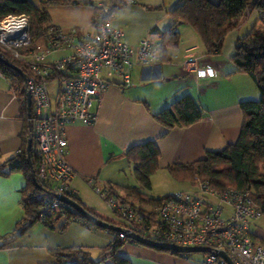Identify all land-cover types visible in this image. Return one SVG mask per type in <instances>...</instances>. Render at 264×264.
Returning <instances> with one entry per match:
<instances>
[{"label":"crops","instance_id":"obj_1","mask_svg":"<svg viewBox=\"0 0 264 264\" xmlns=\"http://www.w3.org/2000/svg\"><path fill=\"white\" fill-rule=\"evenodd\" d=\"M176 1L136 0L121 5L112 14V23L123 30L131 46L137 47L142 39L151 37L161 43V52L163 34L174 23L170 12ZM98 2L94 5L50 6V24L66 31L74 28L78 35L92 33L95 30L94 17ZM260 18L261 13L257 9L250 10L239 26L227 35L222 53L212 55L206 53L198 33L192 27L179 24L180 44L169 50L164 60L160 58L158 66L145 67L138 62L134 64L130 84H125L121 76L104 68L102 75L112 85L95 107L98 114L96 123L84 125L77 122L68 125L66 130L68 160L75 171L71 180L75 195L89 207L98 210L102 206L94 199L99 194L96 189L103 191L111 188L124 199L139 205L138 201L128 196L125 188L139 187L144 194L152 197L149 195L152 187L142 188L134 175L133 164L127 157L133 147L149 141L158 145L159 169L151 177L153 185L157 173H169V165L204 159L208 151L220 150L235 143L243 122L240 103L259 99L260 91L250 74L235 71L231 59L237 40L259 24ZM46 45L42 36L34 42L33 47L40 50ZM71 52V48L54 51L45 63H52ZM192 53L215 66L219 70L218 76L200 81L187 73L183 68V60ZM0 77L2 165L23 146L24 120L21 110L23 96L11 88L4 75L0 74ZM52 81L57 84L54 92L50 88ZM58 84L56 76L50 79L52 96L56 94ZM186 94L193 96L205 110L202 120L189 126L173 128L156 120L157 113ZM25 99L27 101L26 94ZM92 179L93 185L89 183ZM25 185L26 177L22 172L0 173V264H55L56 260L49 250L61 247H82L97 258L101 250L115 239V233L111 231L113 229L89 228L78 220L65 224L64 217L52 227L39 221L23 235L12 237L17 223L25 215L21 193ZM99 212L103 213L104 210ZM121 255L129 259L131 264H196L202 258H195L189 253L175 255L132 242L124 244Z\"/></svg>","mask_w":264,"mask_h":264},{"label":"built area","instance_id":"obj_2","mask_svg":"<svg viewBox=\"0 0 264 264\" xmlns=\"http://www.w3.org/2000/svg\"><path fill=\"white\" fill-rule=\"evenodd\" d=\"M44 38L46 47L34 49L31 19L26 14H10L0 20V48L22 62L29 72L25 88L32 96L28 120L33 133L35 174L39 183L56 195L52 206L59 207L66 204L58 195H75L71 187L75 171L68 160L67 126L96 123L95 107L112 85L102 75L104 68L130 84L134 64H160L161 43L146 37L137 47L131 46L123 30L113 25L111 6L102 1L97 3L92 33L78 35L74 28L66 31L51 24ZM62 48H71L72 52L45 63L52 52ZM183 68L200 81L219 74L215 66L195 53L183 60ZM54 76L59 84L52 96L49 81ZM89 183L93 185L94 180ZM194 184L195 190L169 194L156 206L132 203L111 188L96 191L127 227V232L120 233L121 239L135 232L156 242L208 247L210 250L196 264H229L221 251L235 264H264V230L255 224L264 216L251 193L232 187L218 189L200 176H195Z\"/></svg>","mask_w":264,"mask_h":264},{"label":"trees","instance_id":"obj_3","mask_svg":"<svg viewBox=\"0 0 264 264\" xmlns=\"http://www.w3.org/2000/svg\"><path fill=\"white\" fill-rule=\"evenodd\" d=\"M109 2L112 14L119 6L128 3L127 0H109ZM79 4L91 5V2L88 0H44L37 5L33 0H0V20L10 14L28 15L31 19L33 42H35L45 35L51 25L48 10L50 6ZM253 9L261 13L260 20L264 22V0H177L170 12L174 23L163 34L161 59L164 60L169 50L180 44L181 35L177 27L182 23L189 25L198 33L207 54H221L227 35L235 30L246 14ZM0 57L19 67L25 74L29 73L22 62L13 58L2 48H0ZM231 60L236 67L235 71L250 74L260 91L259 99H248L240 103L243 122L239 138L235 143L228 144L220 150L208 151L204 159L186 164L173 163L168 166V171L178 181L194 183L195 176H200L209 180L218 189L232 187L249 191L264 216V27L256 24L247 35L239 38ZM0 72L9 80L11 88L23 96L21 104L24 120L23 146L14 157L0 165V173L4 175L19 171L26 177V185L21 189L25 215L17 223L16 232L12 234V237L17 238L23 235L39 221L52 227L62 217L65 218V224L79 219L86 225H91V228L101 229L102 227L95 226L67 205L52 206L56 195L51 190L36 186L34 183L26 149L28 139L33 138V133L28 120L25 80L19 71L2 61H0ZM204 115L205 110L200 103L190 94H186L157 113L155 118L162 125L173 128L192 125L202 120ZM127 157L133 164L134 175L140 186L151 189V177L159 169L158 145L154 141L137 145L129 150ZM31 158L35 171L36 160L33 148ZM125 191L128 196L138 201L140 206H156L166 197H149L139 187L125 188ZM70 197L92 215L121 227V230H111L115 233V239L101 250L97 258L82 247L51 248L49 251L56 260L55 264H131L129 259L121 255V249L127 242H138L130 238H120L121 232L128 231L125 224L99 214L76 195H70ZM162 251L185 255V253L170 250Z\"/></svg>","mask_w":264,"mask_h":264},{"label":"water","instance_id":"obj_4","mask_svg":"<svg viewBox=\"0 0 264 264\" xmlns=\"http://www.w3.org/2000/svg\"><path fill=\"white\" fill-rule=\"evenodd\" d=\"M0 61L5 62L8 65L15 68L17 71H19L22 74V76L24 77V80H26V74L19 67H17L14 64L6 61L2 57H0ZM26 97H27V112H28V116H30L31 109H32V96H31L30 92H26ZM32 142H33L32 138H29L28 142H27V146H26L27 153H28L27 159H28V162H29L30 167H31V174H32V178H33L34 183L36 184V186L42 187V185L37 180V177H36L33 165H32V158H31ZM58 199L60 201H62L63 203H65L67 206L73 208L83 218L87 219L89 222H91L92 224H94L96 226L113 229L115 231L121 230V227L116 226L114 224H111L106 220L100 219V218L92 215L80 203H78L76 200L72 199L71 197H69L67 195H64V194L58 195ZM128 237L132 240L137 241L140 244L150 246L152 248H157V249H162V250H170V251H175V252H179V253L207 252L210 250L208 247H202V246H177L174 244L156 242V241L150 240L148 238H145V237H143V236H141L135 232H129ZM219 253L221 256H223L228 261L229 264H235L234 261L231 259V257L226 252L221 251Z\"/></svg>","mask_w":264,"mask_h":264},{"label":"rangeland","instance_id":"obj_5","mask_svg":"<svg viewBox=\"0 0 264 264\" xmlns=\"http://www.w3.org/2000/svg\"><path fill=\"white\" fill-rule=\"evenodd\" d=\"M33 1L37 5H40L41 2L44 0H33ZM88 1H90L91 4L94 5L96 2L101 1V0H88ZM172 1H174V0H172ZM102 2H104L106 4L110 3L109 0H104V1L102 0ZM259 26L264 27V22L262 20H259ZM55 84H56V81L51 82L50 88L53 90V92L57 88V84L56 85ZM191 183L184 182V181H178L175 178H173L168 172L166 173V171L165 172L161 171V172L157 173L156 177L154 178L152 190L150 191L149 195L152 197H155V198H159V197H164V196H167L169 194H172V193H175L178 191H193V190H195V188H194L195 184L192 183L193 184V186H192ZM94 199L98 203V205L102 206L101 209L104 210V212H103L104 214H103L102 212H99V211H101V209H98V210L95 209L98 213L120 221V219L116 216V213L111 209V207L108 205V203L102 197L101 194H96L94 196ZM255 224L257 226H259L260 229L264 230V218L258 220ZM189 254L194 256L195 258H200L203 256L204 252H192Z\"/></svg>","mask_w":264,"mask_h":264},{"label":"clouds","instance_id":"obj_6","mask_svg":"<svg viewBox=\"0 0 264 264\" xmlns=\"http://www.w3.org/2000/svg\"><path fill=\"white\" fill-rule=\"evenodd\" d=\"M210 74H213V73H212V70H211V73H210Z\"/></svg>","mask_w":264,"mask_h":264}]
</instances>
